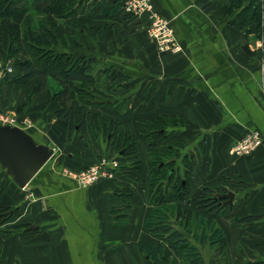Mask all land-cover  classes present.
<instances>
[{"label":"crops","instance_id":"obj_1","mask_svg":"<svg viewBox=\"0 0 264 264\" xmlns=\"http://www.w3.org/2000/svg\"><path fill=\"white\" fill-rule=\"evenodd\" d=\"M151 1L170 21L178 52L158 50L146 33V16L127 18L123 10L85 15L79 33L61 22L57 33L67 47L57 49L110 68L108 80L114 78L117 85L107 92L109 106L94 107L107 121L115 119L127 131L136 127L137 118L166 114L183 121L170 128L169 139L180 141L181 157L193 156L189 197L204 186L221 185L234 193L228 214L207 215L224 236L214 247L198 245L201 263L181 262L167 250L161 264H239L248 258L240 246L264 260L263 45L254 31L230 25L234 13L227 14L226 0ZM105 4L112 6L109 0ZM102 23L113 25L112 36L94 38L88 28ZM27 86L1 84L0 108L8 105L33 118L35 128L26 131L54 152L23 188L0 169V203L17 210L0 224V264H150L139 245L159 242L143 226L149 205L137 194L121 195L130 181L117 173L81 186L66 172L99 156L116 160L104 156L106 140L87 134L68 142L63 113L57 117L44 92L27 100ZM254 129L262 134L261 145L234 155V142ZM140 176L146 189V173Z\"/></svg>","mask_w":264,"mask_h":264},{"label":"trees","instance_id":"obj_2","mask_svg":"<svg viewBox=\"0 0 264 264\" xmlns=\"http://www.w3.org/2000/svg\"><path fill=\"white\" fill-rule=\"evenodd\" d=\"M105 1L0 0V58L4 52L8 53V57L3 56L2 59L14 57L13 72L7 75L8 81L31 83L26 93L27 100L30 95L45 93L53 111L63 113L68 142L81 140L87 134L93 137L101 135L106 140L108 152L104 156L119 161L114 174L120 173L132 184L124 187L121 195L130 198L137 194L149 205L143 226L159 244L146 241L140 243L139 248L150 264L163 263L167 250L176 252L181 262L201 263L203 259L198 245L214 247L224 236L207 215L228 214L231 207L214 198L216 192H226L221 185L204 186L189 198L187 204H180L189 196L193 183V156L184 154L180 161H176L160 154L157 146L170 137L171 127H177L183 121L173 115L160 114L152 119L137 118L136 127L131 131L121 129L115 119L107 121L98 110L109 106L103 98L108 101L107 92L116 87L112 86L114 78L108 80L110 68L94 58L86 59L57 49L67 47L66 39L57 33L61 22L66 21V26L79 33V29H85L82 21L85 15L110 16L123 10L124 0H109L111 7H107ZM226 2L227 14L234 13L229 21L231 26L264 32V0ZM76 13L81 16L70 18ZM123 16L134 17L125 12ZM113 31V25L108 23L88 28L94 38H101L107 33L112 36ZM5 78L0 85L7 83ZM165 148L169 150L171 145ZM142 156L148 161L146 165L142 164ZM92 163L73 170L80 171ZM179 167L183 170L179 171ZM141 173L147 176L146 189L140 182ZM222 181L228 180L224 178ZM16 211L13 206L0 204V224ZM238 250L248 257L239 264H264V260H257L245 246H240Z\"/></svg>","mask_w":264,"mask_h":264},{"label":"built area","instance_id":"obj_3","mask_svg":"<svg viewBox=\"0 0 264 264\" xmlns=\"http://www.w3.org/2000/svg\"><path fill=\"white\" fill-rule=\"evenodd\" d=\"M122 9L125 13L131 14L134 17L146 16V33L148 37L155 42L158 50L171 52H178L180 50L179 43L175 39L174 30L170 25V21L159 14L154 8L151 0H124ZM262 64L264 67L263 61ZM12 70L13 65L10 61H5L0 58V82L5 75L11 73ZM5 117L0 115V124L15 125L22 129L28 128V122L25 121L27 118L22 121H17V118L14 116ZM261 143L262 134L259 130L254 129L234 142L232 145V152L236 156L250 154L258 148ZM115 168H118L117 161H109L104 158L80 171L67 170L66 172L69 176L76 179L79 185L87 186L101 177H111L114 174Z\"/></svg>","mask_w":264,"mask_h":264},{"label":"water","instance_id":"obj_4","mask_svg":"<svg viewBox=\"0 0 264 264\" xmlns=\"http://www.w3.org/2000/svg\"><path fill=\"white\" fill-rule=\"evenodd\" d=\"M53 148L37 142L26 130L15 125L0 124V169L19 187H25L50 160ZM231 190L216 192L214 198L231 207Z\"/></svg>","mask_w":264,"mask_h":264},{"label":"rangeland","instance_id":"obj_5","mask_svg":"<svg viewBox=\"0 0 264 264\" xmlns=\"http://www.w3.org/2000/svg\"><path fill=\"white\" fill-rule=\"evenodd\" d=\"M105 3V2H104ZM111 5H112V3L111 2H109ZM79 16H81V14H79V13H76L75 15H73V16H71L70 18H72V17H79ZM77 27H78V25H77ZM261 27H263V25L261 26ZM78 28H80V27H78ZM39 32V31H38ZM254 36H256L257 37V39H259L260 41H261V44L263 45V47H262V53H261V59H262V61L264 62V32L263 31H254ZM8 57V53L7 52H4L3 54H2V58H4V57ZM3 60H5V61H10V63L11 64H13V60H14V57H10V58H7V59H3ZM102 66V65H101ZM10 74V73H9ZM8 75V74H7ZM6 75V78L4 79V81L5 82H8V76ZM117 85V82L116 81H114L113 83H112V86H116ZM31 86V83H28V86H27V88H26V91H28V89H29V87ZM104 91H105V89H104ZM106 93V92H105ZM48 94V93H47ZM33 95H36V94H33ZM33 95H30V97H32ZM26 96V95H25ZM47 97H48V99L50 98V96H48L47 95ZM103 100H104V102L105 103H108L109 101H105V99L103 98ZM48 102H50V101H48ZM51 103V102H50ZM6 109H1L0 108V115H2L3 117H5V116H14L15 118H17L19 121L21 120H23V119H25V118H27V120H25V121H27L28 122V128H30V129H32L33 127L35 128V122H34V120H33V118H31L30 116H28V115H18V113L16 112V111H14L13 109L11 110V109H8V105H6V107H5ZM51 110V109H50ZM56 115H58L57 117L58 118H60V114H56ZM20 117V118H19ZM6 118V117H5ZM4 118V119H5ZM168 133V132H167ZM133 135L134 136H136V137H138V135H137V133H135L134 134V132H133ZM169 135V134H168ZM172 136V135H171ZM95 137V136H94ZM98 137V136H97ZM96 137V138H97ZM172 142V143H171ZM167 145H171V148L168 150V149H166L165 148V146H167ZM157 151L160 153V154H164V156L166 157V158H175V160L176 161H180V158H181V155H182V153H183V148H182V145H181V143H180V141H178V140H176V141H170V139L168 138L167 140H164L162 143H160V144H158V146H157ZM144 155V154H143ZM101 159H104L103 158V156L100 158V159H98L95 163H97V162H99ZM105 159H106V157H105ZM111 159V158H110ZM107 160V159H106ZM148 160V159H147ZM110 161V160H109ZM115 161H117V162H119L118 160H115ZM148 161H146V157L145 156H142V164L143 165H146V163H147ZM95 163H92V165L93 164H95ZM145 168V167H144ZM183 170V168L181 169V167H179V171H182ZM146 172V171H145ZM4 175H3V171H0V188H2V186L4 185L3 184V181H4ZM5 185H8V183L7 184H5ZM189 196L188 197H186L182 202H180V204H182V205H185V204H187L188 203V200H189ZM0 204H3V205H5V203H0ZM6 204H8V203H6Z\"/></svg>","mask_w":264,"mask_h":264}]
</instances>
